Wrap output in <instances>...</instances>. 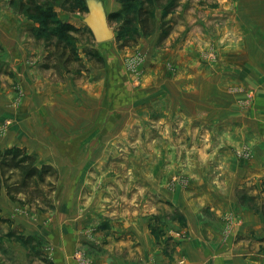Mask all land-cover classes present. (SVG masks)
Returning a JSON list of instances; mask_svg holds the SVG:
<instances>
[{
  "label": "rangeland",
  "instance_id": "obj_1",
  "mask_svg": "<svg viewBox=\"0 0 264 264\" xmlns=\"http://www.w3.org/2000/svg\"><path fill=\"white\" fill-rule=\"evenodd\" d=\"M150 1L153 32L139 1L114 0L100 44L84 0H0V149L21 141L58 179L44 202L8 196L0 264L250 257L238 231L254 214L264 226V0ZM47 15L78 29L67 69ZM50 89L60 123L48 133L34 96Z\"/></svg>",
  "mask_w": 264,
  "mask_h": 264
},
{
  "label": "trees",
  "instance_id": "obj_2",
  "mask_svg": "<svg viewBox=\"0 0 264 264\" xmlns=\"http://www.w3.org/2000/svg\"><path fill=\"white\" fill-rule=\"evenodd\" d=\"M137 1L140 2V5L137 8L138 11L134 12L135 17L143 35H147L153 32L155 26L151 1L119 0L126 7L133 6ZM168 2L169 0H166V3ZM155 3L168 10L166 3L163 4L160 0H155ZM117 14L110 16L113 17ZM43 26L45 30L49 29L46 36L47 40H51L48 48L59 57V62L64 64L65 68L71 63L80 62V58L75 54L73 38V34L77 33L78 29L69 23L52 20L48 15L43 21ZM164 34L161 38L164 37ZM93 56L96 57V54ZM97 60L101 59L97 57ZM57 180V173L52 166H37L34 156L29 155L25 149L17 147L0 149V189L4 188L7 196L11 199L15 200L23 195L26 196L28 203L49 200Z\"/></svg>",
  "mask_w": 264,
  "mask_h": 264
},
{
  "label": "crops",
  "instance_id": "obj_3",
  "mask_svg": "<svg viewBox=\"0 0 264 264\" xmlns=\"http://www.w3.org/2000/svg\"><path fill=\"white\" fill-rule=\"evenodd\" d=\"M101 1L106 15L107 13H110L112 11H115V9H117L114 0H101ZM51 90L52 89H50L48 93H39L38 95L34 96L35 108L37 109V113L41 116V118H43L42 120L44 122L43 124L40 121L41 124L38 123L36 128H44L46 130L49 128V130L47 131L48 133L54 132L53 127H57L60 123L58 120L53 118L56 113L55 109L60 106V103H57V100L59 99H55L56 97L52 95ZM58 139L61 138L58 137ZM11 143L12 144H9L11 146L23 147V143L21 141L19 142L13 141ZM11 146H7V147H11ZM2 193L4 194V196H2L0 199V211L2 212L1 214L7 215L11 213L13 204H11V202L8 200V196H5V192L2 191ZM238 234L240 235V237L243 238L247 236H249L250 238L252 237L250 243L252 252L250 254V257L245 260L240 259L241 263L264 264V251L263 250L261 251V249H263L264 246V226L262 219L258 217L257 214H254V217L250 218L249 231L244 230V228H240ZM65 237H61L62 239L60 238V240H62V242L64 241L65 245H67L66 240H68V238ZM58 260L60 264H62V262L63 263L65 262V258L62 257H59L57 261Z\"/></svg>",
  "mask_w": 264,
  "mask_h": 264
},
{
  "label": "water",
  "instance_id": "obj_4",
  "mask_svg": "<svg viewBox=\"0 0 264 264\" xmlns=\"http://www.w3.org/2000/svg\"><path fill=\"white\" fill-rule=\"evenodd\" d=\"M88 16L83 22L89 28L97 43H107L113 38V31L107 23V15L101 0H84Z\"/></svg>",
  "mask_w": 264,
  "mask_h": 264
}]
</instances>
